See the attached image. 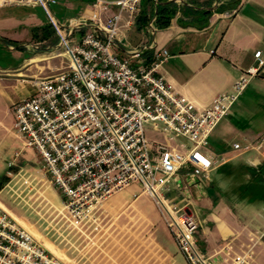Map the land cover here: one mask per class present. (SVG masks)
Segmentation results:
<instances>
[{
	"label": "built area",
	"instance_id": "built-area-1",
	"mask_svg": "<svg viewBox=\"0 0 264 264\" xmlns=\"http://www.w3.org/2000/svg\"><path fill=\"white\" fill-rule=\"evenodd\" d=\"M142 1L93 0L90 18L62 25L51 16L56 0H0V8L41 7L58 38L56 49L68 60L62 71L32 80L34 93L14 106V130L24 148L39 157L74 223L96 222L105 201L139 184L188 264H215L199 245L197 219L169 196L171 184L188 167L195 183H212L214 168L227 158L207 156L211 136L249 81L260 74L264 59L258 53V68L241 75L232 93L217 95L200 110L159 75L169 51L156 50L149 64L136 66L132 59L140 58V50L131 58H121L115 51L124 31L136 24ZM147 126L170 142L184 139L187 146L181 150L152 144ZM262 147L264 139L257 149ZM233 148L238 153L256 149L251 144ZM225 250L232 251V245ZM254 255V246L248 247L233 263L251 264ZM0 264L66 263L0 206Z\"/></svg>",
	"mask_w": 264,
	"mask_h": 264
},
{
	"label": "crops",
	"instance_id": "crops-1",
	"mask_svg": "<svg viewBox=\"0 0 264 264\" xmlns=\"http://www.w3.org/2000/svg\"><path fill=\"white\" fill-rule=\"evenodd\" d=\"M56 1L51 6V16L62 25L90 18L94 12L93 0ZM165 6L175 14L168 27L159 28L157 11ZM26 8L32 12L23 18L0 13V33L7 36L0 34V39L14 41L20 50H24L19 44L22 39L10 37L7 30L25 25L37 29L47 39L54 33L50 17L41 7ZM37 9L42 10L41 16H37ZM57 45L50 53L61 50L56 49ZM15 48L9 43V50ZM114 49L121 58H131L134 51L140 50V58L132 59L135 66L149 64L156 50L166 49L170 58L159 75L178 95L198 109H205L217 95L232 93L241 75L259 67L258 53L264 59V0H160L158 4L143 0L136 24L124 31ZM60 56L64 53L54 57L37 54L25 58L17 67H0V135L14 130V106L34 93L32 80L45 78L36 77V67L47 74L59 70L52 59ZM38 62L41 64L37 65ZM255 79L264 88V66ZM231 116L232 110L210 139L207 156L227 158L226 163L214 168L212 183H195L192 168L188 167L176 176L169 196L197 219L199 245L215 264H234V257L251 246L255 253L251 264H263L264 205L258 204L259 200L249 202L236 199L234 194L228 196L213 178L228 163H245L255 168L264 163V154L258 149L251 154V151L236 154L233 147L240 143L231 145L228 141V136L235 134L244 139V145H253V141L264 139V125L257 136H247L229 119ZM153 132L157 135L149 139L152 144L162 143L181 150L183 145L187 146L184 139L170 142L164 135ZM239 155H245L241 159L245 161H235ZM96 217L101 228L90 237L80 255L73 258V264H188L157 206L141 185H130L111 196L99 207ZM227 244L232 245V251L225 250ZM44 245L63 259L53 245L47 242Z\"/></svg>",
	"mask_w": 264,
	"mask_h": 264
},
{
	"label": "rangeland",
	"instance_id": "rangeland-1",
	"mask_svg": "<svg viewBox=\"0 0 264 264\" xmlns=\"http://www.w3.org/2000/svg\"><path fill=\"white\" fill-rule=\"evenodd\" d=\"M50 9L52 10V8ZM31 12L32 9L26 7L9 6L0 9V13L17 18H23L22 16ZM35 12L37 16H41L42 10L37 9ZM7 33L10 34V37L22 39L19 44L25 51L18 49L14 41L0 39L1 68L17 67L25 58L37 54L54 57L55 54L63 53L62 50L50 53L58 43L55 32L51 34L50 39H47L37 29L22 25L11 31L7 30ZM0 34L6 36L3 33ZM9 43L15 45V50H9ZM52 61L58 65L59 70L47 74L40 73L39 68L36 67V77L52 75L62 71L68 65L66 56L54 58ZM39 64L41 63L38 62L37 65ZM229 119L241 130L240 132L247 136H257L259 132L263 131L264 88L259 85L257 79L253 78L249 81L247 89L233 107L232 116ZM146 133L148 139H153L157 135L150 126L146 127ZM15 134L16 131L13 130L0 135V206L13 219L17 221L20 219L35 235L39 236L41 241L19 223L37 241L43 245L44 242L53 245L62 256L63 262L73 264V258L80 255L90 237L98 233L101 228L100 221L76 224L70 219L65 209L64 198L52 183L49 174L44 170L39 157L34 151L24 148L23 142ZM262 140L260 138L258 141H253V146L257 149ZM228 141L231 145L234 142L244 145V139L235 134L228 136ZM257 151L264 154V147ZM252 152H256V150L253 149L250 154ZM236 154L239 153L236 152ZM243 157L245 155H239L235 161H245L241 160ZM237 177V172L231 178L221 176L216 172L213 176L215 183H219L228 196H233L238 183H241ZM235 198L240 197L236 196ZM261 198L264 199V194ZM258 204L264 205V200H259ZM261 207L263 206L256 205V208Z\"/></svg>",
	"mask_w": 264,
	"mask_h": 264
},
{
	"label": "trees",
	"instance_id": "trees-1",
	"mask_svg": "<svg viewBox=\"0 0 264 264\" xmlns=\"http://www.w3.org/2000/svg\"><path fill=\"white\" fill-rule=\"evenodd\" d=\"M174 14L175 11L169 10L166 6L162 9L159 8L157 11L159 28L168 27ZM50 27L52 28V25ZM235 172L238 173L237 178L241 180V183H238L235 188L234 195L249 202L263 199L261 196L264 194V163L257 168L245 163L238 165L228 163L218 170L219 175L229 178L234 177Z\"/></svg>",
	"mask_w": 264,
	"mask_h": 264
},
{
	"label": "bare ground",
	"instance_id": "bare-ground-1",
	"mask_svg": "<svg viewBox=\"0 0 264 264\" xmlns=\"http://www.w3.org/2000/svg\"><path fill=\"white\" fill-rule=\"evenodd\" d=\"M2 207V206H1ZM16 220V219H15ZM17 221V220H16ZM18 222V221H17ZM19 223V222H18ZM34 235V234H33ZM35 236V235H34ZM36 237V236H35ZM37 238V237H36Z\"/></svg>",
	"mask_w": 264,
	"mask_h": 264
}]
</instances>
